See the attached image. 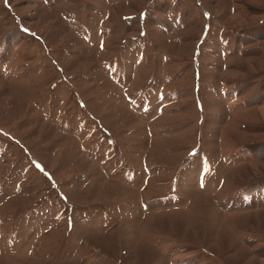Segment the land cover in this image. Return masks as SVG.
Segmentation results:
<instances>
[{
	"label": "rangeland",
	"instance_id": "rangeland-1",
	"mask_svg": "<svg viewBox=\"0 0 264 264\" xmlns=\"http://www.w3.org/2000/svg\"><path fill=\"white\" fill-rule=\"evenodd\" d=\"M0 264H264V0H0Z\"/></svg>",
	"mask_w": 264,
	"mask_h": 264
}]
</instances>
